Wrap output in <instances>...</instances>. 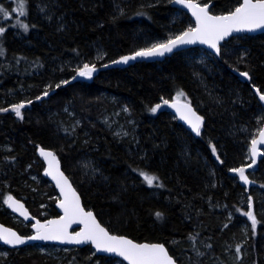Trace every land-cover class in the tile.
Instances as JSON below:
<instances>
[{
	"label": "rangeland",
	"instance_id": "rangeland-1",
	"mask_svg": "<svg viewBox=\"0 0 264 264\" xmlns=\"http://www.w3.org/2000/svg\"><path fill=\"white\" fill-rule=\"evenodd\" d=\"M123 1L113 2L112 8L116 11L118 9V14L127 12L122 8V5L125 4ZM171 1L140 0V5L133 3L131 9L138 7L152 9L156 5L171 4ZM32 2L29 23H36L35 30L23 33L11 27V29H6L3 32L5 43L7 39L9 45L14 42L19 44L21 49H24V51H15L16 53H28L27 50L37 47V45L34 46L38 36L36 32L40 30L41 25L44 26L53 19L47 8H44L40 2L37 3L33 0ZM195 2L199 4L209 3L211 13H226L235 8L240 0H225L222 4L217 5H213V0H195ZM12 6L13 8L17 7L16 0H0V7L11 8ZM173 9L174 16L171 23L174 26L172 24L165 25L160 32L143 33L140 31L133 43L136 50L131 52L149 48L155 43L166 42L169 38H174L184 30L193 27V22L187 11L176 7ZM11 17L13 18L9 22L0 19V26L4 28L10 25L14 26L19 15ZM21 18L20 23L25 24L24 17ZM181 21L182 24L179 23ZM40 23L42 24L39 25ZM178 23L182 26H177ZM240 34L232 41L225 40L220 43L219 54L207 51L202 47H189L172 52L160 60L149 61L155 65L156 71L162 72L165 67H168L164 63H169L171 57L178 56L177 60L186 69L189 78L188 81H184L185 85L183 86L185 88H182L187 94V99L184 100L181 97L175 99L191 103L202 117V124L200 135L187 130L163 103V100L168 101L170 99V93L167 90L159 91L153 101L144 105L151 108L159 104L161 107L156 113L148 115L143 120L152 122L153 116L161 113L166 122L170 124L174 140L179 144L177 156L186 162L185 164L193 163L194 151L201 169L206 172L211 184L212 191L206 201H203L204 205L208 211L222 215V223L231 222L230 224L234 225L229 227V230L227 229L228 236L220 238L218 244H215L212 238H206V241L203 240L197 244H194L190 238L169 242L168 244H173L178 251L190 249L196 253L194 260L184 255H180L179 260L174 258L177 264H264L263 254L260 257L256 253L257 250L253 249V242L250 238H252L254 228L251 220L244 214L251 210L257 221L256 225L264 224V147L260 150L261 154L256 158L255 164H252L253 158L249 152L251 141L264 124V107L257 97V90L264 94V88L261 89L259 85H256L250 75L248 77L240 75L241 72L248 73L245 69L248 68L247 60L253 52L251 43H254L251 41L253 35L248 38L246 37L247 34ZM262 34L264 35V33ZM94 41L89 47L84 48L79 57L74 59L69 52H65L61 55H54L50 64L43 62L39 65L38 61L24 59L20 64L12 65L6 64L0 58V81L3 82V75L10 79L5 84L0 82L2 84L0 90L4 89L6 92L5 96L0 95V124H3L7 117L20 125L25 123L37 126L48 135L44 143L27 141L29 145L32 144L29 148L34 155L23 166L22 182L18 181V184H5L4 186L0 184V222L11 226L22 235L35 232L31 228L34 222H26L5 208L4 203L9 196L19 198L29 214L36 219L46 220L58 215L55 202L59 199V195L53 184L42 175L44 162L38 157L37 148H44L55 154L61 171L73 185L85 210L91 211L99 223L109 232L118 231V233L110 232L111 234L128 236L122 231L128 224L129 218L125 216L127 210L122 206L125 200L123 201L121 192H126L129 186L135 189L140 186L144 189L143 191L140 189L142 191L140 199L156 206L154 213L160 212V206L164 209L167 207L170 209L173 205V201L168 197L169 191H166L165 194L160 193L157 189L158 182L165 184L166 180L164 174L153 167L152 160L148 156L149 151L141 142L142 132L139 131L132 101L120 95L117 90H107L105 84L91 86L100 77L103 81L108 82L106 79L109 78L112 69L125 70L136 62L142 61L127 63L123 66H113L111 63L123 54H115V52L110 51L109 47L99 39ZM84 64L95 65L97 68L91 78L77 75L78 69L82 68ZM233 74L238 78L239 90L213 95L215 90L219 92L223 90L227 78ZM74 77L75 79H73ZM63 81H68V83L64 84ZM36 84L37 86H35ZM57 85L60 87L57 88ZM46 91L48 95L45 96ZM231 94L235 95L228 99ZM223 96L224 98L221 99ZM212 101L223 108H226L228 103L236 104L239 105L236 108L242 111L238 109L234 111L240 117L233 113V110L229 111L231 119L225 128L226 136L232 145L229 150L224 148L218 138L209 133L212 128L207 127V123L213 124V120L216 119L215 112L210 109V102ZM21 103H24V107L21 109V116L18 117L12 107ZM174 125L178 126V129ZM174 128L180 132L176 133ZM92 130H101L108 139L113 141L116 147L124 152L129 160L138 164L128 165L126 162L124 166L118 170H113L112 173L107 171L104 161L98 157L99 147L92 145L93 143L89 144L87 138L84 139L81 135L85 133L87 136ZM165 145L167 147V144ZM234 146L240 147L235 155L232 154L234 153L232 151ZM213 147L216 149L215 154L212 152ZM0 149L4 158L8 155L13 156L18 152V148L9 142L1 143ZM230 155L233 156L232 163L222 169L221 165L226 161L228 162ZM250 164L252 166L248 167ZM241 167L245 169L248 183H244L238 173L231 171ZM141 171L155 175L159 180L154 182L153 186H148L140 175ZM123 180H125L126 186ZM229 182L231 189L228 187ZM218 189L224 193V202H216L213 198ZM105 194L106 197H104ZM88 195L102 196V200L110 202L111 206L100 211L97 208L99 205L97 207L92 204L86 205L85 197ZM250 200L251 209H249ZM232 205L237 206L238 213H241L239 217L234 215L236 209ZM260 237L261 240L258 242L261 243L264 240V233H261ZM143 241L159 242L167 248L160 241L150 239ZM88 246L91 245L88 244ZM76 248L81 247L31 243L22 247L8 248L6 245L0 244V264H17L15 256L17 257L18 250L24 252L21 255L25 254L33 259L31 264H39L38 259H41L44 264H69L72 257L77 256ZM93 254L94 250L91 249V256ZM97 256L105 257V259L99 262L97 259L94 261L91 257L92 264H127L118 257Z\"/></svg>",
	"mask_w": 264,
	"mask_h": 264
},
{
	"label": "trees",
	"instance_id": "trees-1",
	"mask_svg": "<svg viewBox=\"0 0 264 264\" xmlns=\"http://www.w3.org/2000/svg\"><path fill=\"white\" fill-rule=\"evenodd\" d=\"M33 1L37 3L40 2L44 8L46 7L53 19L50 20L48 24H44V26L41 25L42 23L39 24L41 27L40 30L36 32L38 33L36 37L37 41L35 40V44L33 43L34 46L37 45V47L35 46L36 48L32 47L27 50L26 52L28 53H16L15 51H24V49H21V46L14 42L9 45L7 39L5 43L4 34L0 33V49H2L0 58H2L6 64L18 65L24 59L38 61L39 65L43 62L50 64L51 58L54 55H61L65 52H69L75 59L83 53L84 48L89 47L90 44L97 39L105 43L110 51L115 52V54L130 53L136 50L134 49L133 43L137 39L140 31H143V33L153 31L160 32L165 25L172 24L171 19L174 16L172 12L174 9L171 4L156 5L152 9L148 7L131 9L133 8V3L140 5V0H124L123 3L125 2V4L122 5V8L127 10V12L124 11L125 13L123 14H118V9L116 11L112 8L113 2L119 3L120 0ZM213 1V5H217L222 4L225 0ZM32 4V0H26V15L23 16V20L25 24L28 25L27 31L18 24V21L21 22L22 20L20 16L14 26L10 25L4 29H11L12 27L23 33L29 30L34 31L36 23H29V19L31 18V16L29 17V12ZM3 8L10 13V17L18 16V14L12 12V9H14L13 6L11 8ZM11 18L8 19V22ZM179 23L182 24L183 22L181 21ZM179 23L177 26H182L179 25ZM236 36L237 35H233L228 40L232 41ZM246 37L250 38L251 35H246ZM251 41H254V43H251L253 52L247 60L248 68L245 70L248 71L255 84L259 85L262 89L264 88V35L262 33L253 35ZM177 57L178 56L175 55L170 58L168 61L169 63H164L167 64L168 67H165L162 72L156 71L155 65L151 62H136L133 66H129L125 70L123 69L120 71L112 69L109 78L106 79L108 82L103 81L100 77L96 79L91 86L105 84L107 90H117L120 95L132 101L133 111H135L138 120L139 131L142 132L141 142L145 146V149L149 151L148 156H150L152 160L153 167L162 172L166 180L165 184L158 182L157 189L160 193L165 194L166 191H169L170 195L168 197L173 201V205L170 209H168V207L166 209L162 206L159 207V213H161L162 216L157 218V212L154 213V208L156 206H153L151 203L143 202L140 199L141 192L144 189L140 186L136 189L129 186L126 192H121L122 199L123 201L125 200L122 206L127 210L125 216L129 218L128 224L122 231L137 241L150 239L163 242L176 260H179L180 255L194 260L196 259L194 250L178 251L173 244L169 245L168 243L175 240L183 241L185 238H190L194 244H197L203 242V240L206 241V238H212L213 242L218 244L220 238L226 235L228 236L227 229L229 230V227H233L234 225H231V222L222 223V215L208 211L207 207L204 205L203 201H206L209 193L212 191L210 188L211 184L206 176V172L201 169L194 151L193 163L185 164L186 162L177 156L179 144L174 140L171 134L172 130L170 124L166 122L161 113H157L153 116L154 119H152V122L144 121L148 115L154 114L151 109L156 106L148 108L144 105L153 101L159 91L167 90L170 93V98L181 97L184 100L187 99V94L182 88H185L183 86L185 85L184 81H188L189 75L186 69L180 65V61L177 60ZM2 77L3 82L0 81L2 84L10 81V79L5 78L4 75ZM228 78L223 90L220 92L215 90L213 95L232 93L239 90L238 87L240 85L237 83L238 78L236 75H230ZM1 83L0 85H2ZM35 86H37V84ZM249 90L251 91L250 88ZM4 91V89L0 90L1 96L6 95ZM180 92L184 95L177 97V94ZM233 95L235 94H231L228 99ZM223 98L224 96L221 99ZM210 105V109L216 114V119L213 120V124L209 125V123H207V127L212 128L209 130V133L215 138H218V141L224 145V148L229 150V148H232V145L230 144V139L226 136L225 128L226 125L230 123L231 119L229 111L233 110L232 112L240 117L237 112H234L236 109L241 111L239 108H236L239 105L228 103L226 108H223L214 101L210 102ZM175 128L178 129V126H175ZM174 131H176V133L180 132H177L176 129ZM81 135L84 139L87 138L89 144L93 143L92 145H97V147H99L100 150L97 152L98 157L104 161L107 171L112 173L113 170H118L120 167L124 166L126 162L128 165H133L135 163V161L132 162L129 160L124 152L116 147L113 141L108 139L107 135L101 130H92L87 136L85 133ZM47 136L45 131H42L37 126L25 123L20 125L7 117L4 119L3 124H0V144L4 142L12 143L15 148H18V152L13 154V156L8 155L4 158L0 149V158L3 160L0 161V184L4 186L5 184H18V181L20 183L22 182L23 166L26 161L34 155L29 148L32 144L29 145L27 141L30 140L32 143H44L48 138ZM165 144H167V147H165ZM239 149L240 147L236 148L234 146L232 149L234 153L232 154L235 155ZM232 158L233 156L230 155L228 162L226 161L223 163L221 168H226V165L231 164ZM186 165L189 166L187 167ZM123 182L126 186L125 180H123ZM228 187L231 189L230 182L228 183ZM140 189L142 191H140ZM215 194L216 196L213 198L216 202H224L223 200L225 198L222 190L218 189L215 191ZM104 197H106V194ZM102 199V196L88 195L85 197V203L86 205L92 204L96 207L99 205L97 208L103 211L106 210L105 208H107V206H111V203ZM232 206L236 209L234 215L239 217L241 213H238L237 206ZM110 232L118 233V231L114 230ZM261 233H264V224L259 223L253 229L252 238H250L253 242V249L257 250L256 253H258L260 257L262 254L264 256V240L261 243L258 242L261 240ZM258 244L260 245L258 246ZM76 251L77 256L72 257V261L69 264H92L93 261L91 257L94 261L97 259L99 262L105 259V257L97 256L96 254L91 256V249L88 247L76 248ZM21 253L24 252H22V250L17 251V257L15 256L16 263L31 264L30 262L33 259L27 257L25 254L21 255ZM38 263L44 264L41 259H38Z\"/></svg>",
	"mask_w": 264,
	"mask_h": 264
},
{
	"label": "snow or ice",
	"instance_id": "snow-or-ice-1",
	"mask_svg": "<svg viewBox=\"0 0 264 264\" xmlns=\"http://www.w3.org/2000/svg\"><path fill=\"white\" fill-rule=\"evenodd\" d=\"M176 3L183 4L192 11V15L196 19V26L189 28L174 38H169L166 42L155 43L149 48L141 49L131 56L121 57L119 61L114 63H127L129 60H134L137 57H155L164 56L165 53H170L178 45L193 44L199 42L208 45L214 49L217 54L220 52L219 42L230 36L233 32L253 31L256 29H264V0H243V2L235 8L234 11L227 15L213 16L209 15L208 6H200L195 0H176ZM17 7L12 9V12L18 14L20 17L26 15V0H16ZM10 13L4 8L0 7V19H10ZM20 27L25 31L28 30V25L22 24L18 21ZM5 31L4 27L0 26V33ZM2 54V49H0ZM95 65L84 64L82 68L78 69L77 75L79 77L91 78L96 71ZM241 76L248 77L247 72H241ZM75 79V77L73 78ZM62 83L67 84L68 81ZM57 88L60 85L56 86ZM257 94L261 101H264V94ZM44 95H48L46 91ZM182 92L177 94V97L183 96ZM40 99V97H37ZM31 103V101H28ZM164 104H169V101L163 100ZM176 109L181 120L186 121L192 128V131L200 135V127L202 117L198 116L195 111L188 104H179L173 101L169 105ZM24 103L14 105L12 110L20 117L21 109ZM161 105H156L151 109L153 113L160 108ZM6 111V109H5ZM264 144V129L259 131V138L251 141V153L255 157L257 155V145ZM213 154L216 153L215 147L212 148ZM40 155L47 163L46 175L52 177L56 181L57 187L60 189L63 200L60 201L59 207L64 211V215L59 220H49L46 223L37 221L32 227L36 230L34 236L27 237L28 240H59L67 243H84L91 242L98 250L109 253H116L123 257L128 264H174L173 258L168 254L165 247L161 244H136L133 241L120 236L110 235L101 225L96 221L92 212H85L80 206V198L73 190L68 178L60 170L59 162L55 154L51 151L40 149ZM255 159L252 164H255ZM252 164L248 165L251 167ZM231 171L239 174L240 179L244 183H248V178L245 175L243 167L232 169ZM140 175L148 186H153L159 178L155 175L141 171ZM13 211L19 212L20 215L28 219V213L24 209V205L14 200L11 196L5 200ZM251 200L249 201V209H251ZM252 222L253 228L256 226V219L252 211L244 213ZM157 218L162 216L161 213H156ZM83 224L84 227L69 234L68 227L73 224ZM0 241L8 245H20L25 243V238L17 235L16 232L9 229L0 228ZM239 250V249H238Z\"/></svg>",
	"mask_w": 264,
	"mask_h": 264
},
{
	"label": "water",
	"instance_id": "water-1",
	"mask_svg": "<svg viewBox=\"0 0 264 264\" xmlns=\"http://www.w3.org/2000/svg\"><path fill=\"white\" fill-rule=\"evenodd\" d=\"M242 2H243V0H240L239 4H238L236 7H238ZM254 2H255V0H254ZM196 3H197V2H196ZM198 4H199V3H198ZM199 5H200V6H204L205 4H199ZM206 5L208 6V11H209L210 4L207 3ZM171 6H172V7L179 8V9H181V10H183V11H187L189 17H191V20H192V22H193V27H192V28H194V27L196 26V19H195V17L192 15V11H191L189 8L185 7L183 4L176 3V0H172V1H171ZM236 7H235V8H236ZM235 8H233L231 11H228V12H226V13H211V12L209 11V15H213V16L227 15V14H229L230 12L234 11ZM187 30H188V29H186V30H184V31H187ZM184 31H183V32H184ZM183 32H181V33H183ZM181 33H180V34H181ZM238 33H247V34H250V35H254V34L264 33V29H256V30H253V31H247V30H245V31H241V32H233L232 34H230V36H228V37H226L224 40L220 41L219 44L222 43V42H224L225 40H228L231 36L236 35V34H238ZM180 34H179V35H180ZM189 47H202V48L206 49L207 51H210V52H214V53H216V51H215L214 49H211L208 45H206V44H201V43H199V42H196V43H193V44L178 45L176 48L173 49L172 52L179 51V50H182V49H186V48H189ZM135 52H137V51L123 54V55H121L120 57H118L115 61H119V60L121 59V57H124V56H131V55H133ZM172 52H170V53H165L164 56H166V55H170ZM164 56H155V57H137V58L134 59V60H129L127 63H132V62H135V61H145V62L155 61V60H160V59H162ZM127 63H114V61H113L111 64H112L113 66H123V65H125V64H127ZM96 69H97V68H96ZM259 93H260V92H259ZM260 94H262V93H260ZM257 97H258V100L261 102L262 106L264 107V101H261V100H260L259 95H258ZM168 101H169V104H166L167 109H168L173 115L176 116V118L178 119V121H179V122H180V123H181V124L187 129V130L193 132L191 126H190L186 121L180 119L179 114L177 113L176 109L173 108V107H170V106H169L171 103H173V101H177L179 104H188V105L192 108V110L195 111L196 114H197L198 116H200V114L194 109V107L192 106V104L189 103V102H186V101H181V100H176V99H169ZM200 117H201V116H200ZM201 124H202V123H201ZM261 129H264V124L262 125ZM261 129H260V130H261ZM260 130H259V131H260ZM259 131H258L257 135H256L253 139L259 138ZM263 147H264V144H258V145H257V150H258V151H257V155H256L255 157H253V156H252V153H251V144H250V148H249L250 156H251L253 159L256 160V158H258V157L260 156V154H261V153H260V150H261ZM40 149H41V148H37V149H36V153H37L38 157L44 162L42 175H43L44 178L48 179V181L51 182V183L53 184L55 190L57 191V193H58V195H59V199L56 200V202H55V208H56V210H57V212H58V215H57V216H54V217H51V218H48V219H46V220H39V219H36L35 217H33V216H31V215L29 214L27 208L25 207V205L23 204V202H22L19 198L15 197V196H11L14 200H16V201H18L20 204H23V205H24V209H25V210L27 211V213H28V219H25V217L22 216V215H20L19 212H15V211H13L12 208H10V207L8 206V204H6V203L4 204L5 208H7L10 212H12L13 214H15L16 216H19L20 218H22V219H23L24 221H26V222H28V221H33L34 224H35L37 221H39L40 223L43 224V223H46V222L49 221V220H59L60 217H62V216L64 215V211H63V209H62L61 207H59V203H60L61 200H63V196L61 195L60 189H59V188L57 187V185H56V181L53 180L51 176L46 175V171H45V170H46V168H47V163H46L45 159L40 155ZM42 149H44V148H42ZM44 150L49 151V150H47V149H44ZM57 161H58V160H57ZM60 170H61V169H60ZM64 175H65V174H64ZM68 180H69V179H68ZM69 183H70V181H69ZM70 184H71V183H70ZM71 185H72V184H71ZM72 188H73V190L76 192V190L74 189L73 185H72ZM76 194H77V192H76ZM77 195H78V194H77ZM78 196H79V195H78ZM79 198H80V197H79ZM80 206L84 209L85 212H89V210H85V208L83 207V205H82V203H81V200H80ZM90 212H91V211H90ZM92 214H93V213H92ZM93 216H94V214H93ZM94 217H95V216H94ZM95 219H96V217H95ZM96 221L99 223V221H98L97 219H96ZM34 224H32V225H34ZM99 224H100V223H99ZM32 225H31V228H32L35 232H34V233H31V234H29V235H22V234H20L17 230H15L14 228H12L11 226L6 225V224L0 222V228L9 229V230H11V231L16 232L17 235L21 236L22 238H25V243H24V244H20V245H8V244L3 243L2 241H0V244H4V245H6L8 248L22 247V246H26V245L31 244V243H40V244L50 243V244H56V245H61V246L68 245V246H78V247H82V246H85V245L90 244L96 255H107V256H111V257H112V256H114V257H118V258L122 259L125 263L128 264V261H126L123 257L117 255L116 253H109V252H106V251L98 250V249L95 247V245H93L91 242H84V243L76 244V243L61 242V241H59V240H28L27 237L34 236V235L36 234V230L32 227ZM100 225H101V224H100ZM83 227H84L83 224H76V223H73V224H71V225L68 227V232H69V234H74L75 232L80 231ZM101 227H103L106 231H108L103 225H101ZM72 229H75V231H72ZM108 233H109L110 235L124 237V238H126V239H129V240L133 241V243H136V244H161V245H163L162 243H159V242H153V241H137V240H134V239H132V238H130V237H128V236H125V235L111 234L109 231H108ZM163 246H164V245H163ZM164 247H165V246H164ZM165 249H166V251L168 252V254L173 258V260H174V264H177L176 260H175L174 257L170 254V252L167 250L166 247H165Z\"/></svg>",
	"mask_w": 264,
	"mask_h": 264
},
{
	"label": "flooded vegetation",
	"instance_id": "flooded-vegetation-1",
	"mask_svg": "<svg viewBox=\"0 0 264 264\" xmlns=\"http://www.w3.org/2000/svg\"><path fill=\"white\" fill-rule=\"evenodd\" d=\"M254 35H256V34H254ZM85 247H86V248H87V247H88V248H91V246H88V245L82 246L81 248H85ZM91 249H92V248H91Z\"/></svg>",
	"mask_w": 264,
	"mask_h": 264
}]
</instances>
